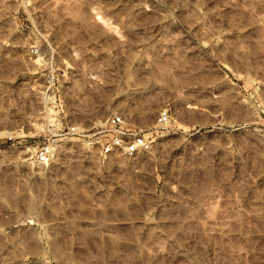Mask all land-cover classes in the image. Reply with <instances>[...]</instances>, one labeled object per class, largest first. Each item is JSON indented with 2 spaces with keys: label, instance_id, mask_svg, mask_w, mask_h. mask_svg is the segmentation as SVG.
<instances>
[{
  "label": "rangeland",
  "instance_id": "rangeland-1",
  "mask_svg": "<svg viewBox=\"0 0 264 264\" xmlns=\"http://www.w3.org/2000/svg\"><path fill=\"white\" fill-rule=\"evenodd\" d=\"M0 264H264V0H0Z\"/></svg>",
  "mask_w": 264,
  "mask_h": 264
},
{
  "label": "built area",
  "instance_id": "built-area-1",
  "mask_svg": "<svg viewBox=\"0 0 264 264\" xmlns=\"http://www.w3.org/2000/svg\"><path fill=\"white\" fill-rule=\"evenodd\" d=\"M166 113L161 114L160 122H166ZM110 142L106 145L105 154L124 152L126 155L137 154L145 146V135L131 129L123 116H114L109 123ZM41 164H53L54 151L51 146L42 148L38 154Z\"/></svg>",
  "mask_w": 264,
  "mask_h": 264
},
{
  "label": "bare ground",
  "instance_id": "bare-ground-1",
  "mask_svg": "<svg viewBox=\"0 0 264 264\" xmlns=\"http://www.w3.org/2000/svg\"><path fill=\"white\" fill-rule=\"evenodd\" d=\"M247 121V120H246ZM256 125L255 122L254 124L250 121L248 122H216V123H212L210 126L211 132L215 135L221 136L222 137H228L227 135V129L231 128L232 132H234V134L238 133V134H243L246 137L249 136H253L255 135L253 133V130H251V127ZM257 127V126H255ZM256 129V128H255Z\"/></svg>",
  "mask_w": 264,
  "mask_h": 264
}]
</instances>
